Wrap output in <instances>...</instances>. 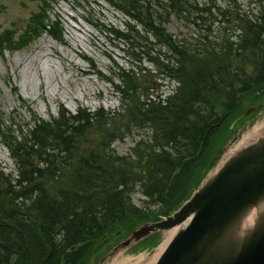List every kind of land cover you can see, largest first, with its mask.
<instances>
[{
    "label": "trees",
    "instance_id": "1",
    "mask_svg": "<svg viewBox=\"0 0 264 264\" xmlns=\"http://www.w3.org/2000/svg\"><path fill=\"white\" fill-rule=\"evenodd\" d=\"M54 1L41 0L40 14L31 18L36 26L45 28ZM106 1L129 19L127 32L115 31L118 38L135 49L144 43L160 49L149 55L134 51L133 58L156 66L158 78L178 85L163 99H149L138 84L144 73L120 76L118 112L81 109L74 115L64 109L52 121L28 125L21 138L7 132L12 139L7 140L0 131L19 169L15 179L0 165V264H83L101 244L113 238L117 243L136 225L171 214L210 168L234 119L264 100V0L242 14L237 4L232 13L231 7H199L191 0ZM171 18L199 26L196 37L177 39L167 28ZM0 40L1 49L8 40ZM187 109L196 116L186 117ZM180 127L188 130H179L163 146L160 135ZM146 128L158 148L137 139ZM125 137L135 142L130 155L112 148ZM46 184L57 190L58 199ZM138 185L153 212L129 200ZM76 189L86 193L84 201ZM126 200L128 208L122 206ZM24 233L37 235L38 242ZM89 240L97 246L85 254ZM44 247L48 256L43 257Z\"/></svg>",
    "mask_w": 264,
    "mask_h": 264
},
{
    "label": "rangeland",
    "instance_id": "2",
    "mask_svg": "<svg viewBox=\"0 0 264 264\" xmlns=\"http://www.w3.org/2000/svg\"><path fill=\"white\" fill-rule=\"evenodd\" d=\"M191 2L199 7L206 4H216L222 9L231 7L232 13H237V4L242 14L251 11L259 0ZM41 4L40 0H0V36L8 40L0 49V131L6 132L7 140H12L7 132L21 138L30 130L28 125L32 128L38 120L52 121L64 109L71 114L81 109L120 111L123 89L120 76L144 73L147 77L140 78L138 84L149 99H163L177 87V82L158 78L156 66L133 58L132 53L137 50L115 32H127L129 19L108 1L55 0L49 4L45 28L29 19L31 14L38 13ZM167 28L179 40H192L200 29L173 18ZM250 101L246 100L244 105L249 106ZM254 125L248 122L240 127V138L247 136ZM88 140L99 142L97 136H89ZM134 144L131 138L125 137L113 146L121 155H130ZM0 165L5 173L16 177V165L2 136ZM133 200L139 207L152 209L148 212L155 210L140 190L133 195ZM27 235L38 242L37 235ZM166 239L163 235L160 243ZM115 241L113 238L101 244L83 264H95ZM149 253L125 252L114 261L116 264H156V255L152 257Z\"/></svg>",
    "mask_w": 264,
    "mask_h": 264
},
{
    "label": "water",
    "instance_id": "3",
    "mask_svg": "<svg viewBox=\"0 0 264 264\" xmlns=\"http://www.w3.org/2000/svg\"><path fill=\"white\" fill-rule=\"evenodd\" d=\"M258 108H250L231 128ZM171 231L157 264H264V127L227 154L172 216L137 227L99 264Z\"/></svg>",
    "mask_w": 264,
    "mask_h": 264
},
{
    "label": "bare ground",
    "instance_id": "4",
    "mask_svg": "<svg viewBox=\"0 0 264 264\" xmlns=\"http://www.w3.org/2000/svg\"><path fill=\"white\" fill-rule=\"evenodd\" d=\"M220 31L222 32V30L220 29ZM144 45L145 46H143L142 48H137L136 50H137V52H143L145 55H149V53H152V54H154V53H156L157 51H159L160 49L159 48H156V47H153V46H146L147 45V43H144ZM141 50V51H140ZM163 51H166V52H168V49L167 48H163ZM185 116L186 117H195L196 116V114H195V111H193L192 109H190V110H188L187 109V111H186V113H185ZM264 127V124H262V126L260 127V128H263ZM137 130H140V129H137ZM183 131V130H188V129H186V128H182V127H180V128H178V129H171V130H168L166 133H164V134H161L160 135V141H161V144L163 145V146H165L168 142H170V140L171 139H173V137H174V134L175 133H177L178 131ZM137 133V132H136ZM136 135H138L137 136V139H139V138H142V140L146 143V144H148V145H153L154 143H156V145H155V147L156 148H158L159 147V144L157 143V142H155L154 141V133H153V131L151 130V129H149V128H146V129H144V134H143V131L141 130V134H136ZM129 138H131V137H129ZM132 140H133V138H131ZM117 141H119V140H117ZM116 141V142H117ZM115 142V143H116ZM114 145V144H113ZM112 145V148H114V146ZM83 148L85 147V146H82ZM115 149V148H114ZM116 150V149H115ZM85 155V154H84ZM86 156H89V155H86ZM85 157V156H84ZM75 164H79V162H74ZM39 165V164H38ZM210 165V167H211V169L212 170H215L216 168H217V166H216V164L214 163V164H212V162L209 164ZM40 166V165H39ZM3 172L5 173V171L3 170ZM18 172H19V169L17 168V174H18ZM5 174H7V173H5ZM9 174H7V176H8ZM18 178V175H16V177H15V179H17ZM46 188H47V190H48V194L49 195H51V197L52 198H56V196H57V199H58V196L59 195H57L58 194V192H57V190H55L51 185H47L46 184ZM65 190V189H64ZM141 191V193L144 195V196H146L144 193H143V191H142V189H141V186L140 185H138L137 186V188H135V189H133L129 194V200L132 202L133 201V203H135L134 202V200H133V195H135L136 194V192L137 191ZM76 196H81L82 198H81V201H84V197H86L85 195H86V193L85 192H83L81 189H76ZM147 197V196H146ZM147 199H148V197H147ZM131 202H129L128 200H126L125 202H123L122 203V206H125V208H128L129 206H130V204H131ZM32 202L31 201H28L27 202V204H31ZM24 237L26 238V237H28V235L26 234V233H24ZM55 243H57V241H55ZM87 244L88 245H90L89 247L87 246V248H86V251H85V254H88V253H90V251L93 249V248H95V246H97V242L96 241H94V240H89L88 242H87ZM166 244H167V242H165V244H164V247L166 246ZM44 250H43V252H42V254L41 255H43V257H44V255H46V256H48V254H47V252H48V247L46 248V247H44L43 248ZM54 253H55V255H54ZM52 255H54V256H58L59 255V253L55 250V248H53V251H52ZM118 257V256H117ZM117 257H115L114 259H116ZM114 259L113 260H111V262H110V264H116L115 263V261H114ZM119 264V263H118Z\"/></svg>",
    "mask_w": 264,
    "mask_h": 264
}]
</instances>
